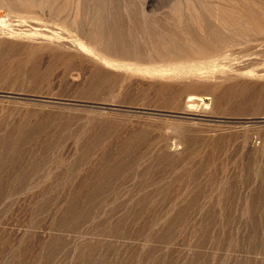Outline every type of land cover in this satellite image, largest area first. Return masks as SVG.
<instances>
[{"label":"rangeland","instance_id":"1","mask_svg":"<svg viewBox=\"0 0 264 264\" xmlns=\"http://www.w3.org/2000/svg\"><path fill=\"white\" fill-rule=\"evenodd\" d=\"M0 264H264V0H0Z\"/></svg>","mask_w":264,"mask_h":264},{"label":"bare ground","instance_id":"2","mask_svg":"<svg viewBox=\"0 0 264 264\" xmlns=\"http://www.w3.org/2000/svg\"><path fill=\"white\" fill-rule=\"evenodd\" d=\"M54 3V2H53ZM108 30V29H107ZM227 44V43H226ZM230 45V44H229ZM225 50V49H224ZM223 53V52H222ZM223 60V59H222ZM221 61V60H220ZM222 64V63H221ZM192 96V95H191ZM188 100V103H190V105L191 104H194L195 102H196V98H195V96L194 97H189V99H187ZM194 106V105H193ZM191 108V107H190Z\"/></svg>","mask_w":264,"mask_h":264}]
</instances>
